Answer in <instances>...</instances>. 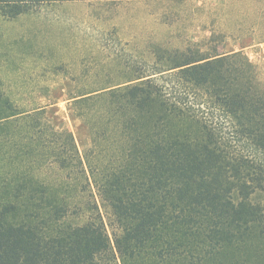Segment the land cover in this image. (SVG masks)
I'll return each mask as SVG.
<instances>
[{"label": "trees", "instance_id": "trees-1", "mask_svg": "<svg viewBox=\"0 0 264 264\" xmlns=\"http://www.w3.org/2000/svg\"><path fill=\"white\" fill-rule=\"evenodd\" d=\"M149 53L71 97L83 151L0 88V264H264V76L207 36Z\"/></svg>", "mask_w": 264, "mask_h": 264}, {"label": "rangeland", "instance_id": "rangeland-1", "mask_svg": "<svg viewBox=\"0 0 264 264\" xmlns=\"http://www.w3.org/2000/svg\"><path fill=\"white\" fill-rule=\"evenodd\" d=\"M205 36L223 51L242 50L264 76V0H44L0 18V88L17 104L43 106L83 151L91 134L71 107L77 90L99 85L104 71L141 64L158 41L184 46Z\"/></svg>", "mask_w": 264, "mask_h": 264}]
</instances>
